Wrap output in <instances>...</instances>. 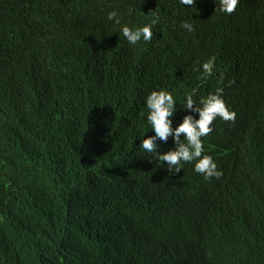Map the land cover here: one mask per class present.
Segmentation results:
<instances>
[{"label": "trees", "instance_id": "trees-1", "mask_svg": "<svg viewBox=\"0 0 264 264\" xmlns=\"http://www.w3.org/2000/svg\"><path fill=\"white\" fill-rule=\"evenodd\" d=\"M92 1L64 0L48 12L60 41H77L88 51L98 32L115 25L108 14H95ZM58 12H68L66 20L59 21ZM20 17L15 0H0V40L13 37ZM232 33L223 49L232 59L262 51L250 30ZM81 66L91 73L90 66ZM68 72L65 89L0 79V141L11 169L7 179L20 187L14 203L0 199V264H168L190 254L198 237L214 248L215 264H264L258 240L264 238V188H252L244 198L258 201L257 213L237 208L235 201L225 203L238 183L232 169L228 185L223 179L215 185L214 194L226 196L222 203L215 206L212 198L210 206L194 208L179 196L176 177L142 154L141 140L154 132L134 118L142 115L140 90L124 85L107 91L86 73L80 75L76 65ZM200 77H194L200 90L240 82L228 75ZM249 87L254 97L264 98V86ZM202 140L204 153L221 160L220 132L215 129ZM159 209L177 226L166 223Z\"/></svg>", "mask_w": 264, "mask_h": 264}, {"label": "clouds", "instance_id": "clouds-1", "mask_svg": "<svg viewBox=\"0 0 264 264\" xmlns=\"http://www.w3.org/2000/svg\"><path fill=\"white\" fill-rule=\"evenodd\" d=\"M62 1L15 0L21 17L13 37L0 40V79L65 89L73 64L101 89H139L142 115L134 118L154 132L139 147L151 165L176 177L181 199L196 209L210 206L212 198L220 205L226 196L217 197L215 185L221 179L228 185L227 172L235 169L238 183L225 203L235 201L237 208L257 213L258 201L244 198L252 188H264V98L254 97L249 87L264 86V42L258 41L264 39V0H93L95 14H108L115 25L98 32L88 51L51 31L48 12ZM56 16L64 21L68 12ZM240 29L250 30L262 51L254 50L251 57L238 53L234 59L225 53L229 36L232 41V32ZM164 30L170 34L163 35ZM102 58V65L96 64ZM196 74L201 79L228 75L240 82L200 90ZM215 129L224 143L221 160L204 153L202 138ZM9 164L0 141V199L14 203L20 187L7 179ZM182 171L188 174L177 176ZM156 212L177 226L165 209ZM148 240L156 244L150 234ZM258 240L264 251V238ZM213 249L198 237L190 254L168 264H215Z\"/></svg>", "mask_w": 264, "mask_h": 264}, {"label": "bare ground", "instance_id": "bare-ground-1", "mask_svg": "<svg viewBox=\"0 0 264 264\" xmlns=\"http://www.w3.org/2000/svg\"><path fill=\"white\" fill-rule=\"evenodd\" d=\"M256 152V151H255ZM237 154H240V152H238ZM230 157H234V156H230ZM234 164H237V161L234 162ZM238 166V165H237Z\"/></svg>", "mask_w": 264, "mask_h": 264}]
</instances>
